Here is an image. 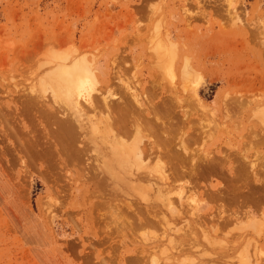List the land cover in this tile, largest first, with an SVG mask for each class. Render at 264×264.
<instances>
[{
	"label": "rangeland",
	"instance_id": "rangeland-1",
	"mask_svg": "<svg viewBox=\"0 0 264 264\" xmlns=\"http://www.w3.org/2000/svg\"><path fill=\"white\" fill-rule=\"evenodd\" d=\"M167 37L176 43L177 51H171H176L173 55L179 64L177 76L171 79L154 67L158 47L154 50L153 43H163ZM52 51L86 55L90 62L96 59L93 63L100 77L110 81L109 101L123 97L127 88L140 98L151 97L159 80L166 88L163 98L173 100L175 92L193 98L189 84L181 86L185 80L180 63L191 60L194 83L200 82L197 97L210 117L199 116L185 104L193 115L185 123L190 128L181 124L185 131L177 130L174 138L178 142L187 135L197 137L189 150L200 159L213 156L225 164L222 173L201 176L196 184L192 182L193 189L181 179L154 181L150 188L145 181L133 185L127 179L107 184L105 200H82L87 188L80 183L83 180L72 183L70 175L76 178V167L82 177L98 173L93 168L103 162L99 164L94 156L109 146L101 142L94 146L87 138L93 132L91 122L97 120L93 110L83 112L89 132L83 131L87 137L81 149L86 155L80 167L74 168L72 162L62 166L61 155L52 146L38 145L24 155L20 150L24 142L44 140L46 129L55 126L56 116L45 117L40 100L26 102L33 91L36 96L45 95V101L53 100L51 85L48 88L44 81L50 71L44 67L45 59ZM220 96L227 109L218 105ZM261 106L264 0H0V110L5 111L3 116L7 112L13 117L11 122L8 116H0V264H253L255 259L260 261L255 264H264V195L250 192L260 187L253 182L252 171L264 180L263 119L253 112ZM7 118L10 121L4 122ZM4 126L18 131L22 145L13 140L18 134L10 138ZM204 130L211 136L206 138ZM144 132L142 136L148 132L145 142L156 138ZM14 145L21 147L15 150ZM149 164L153 169L155 158ZM229 168L234 170L233 177ZM153 174L159 175L158 171ZM182 187L184 201H178ZM218 190H226L227 196L212 199L208 195ZM169 194L172 202L162 200Z\"/></svg>",
	"mask_w": 264,
	"mask_h": 264
},
{
	"label": "bare ground",
	"instance_id": "bare-ground-1",
	"mask_svg": "<svg viewBox=\"0 0 264 264\" xmlns=\"http://www.w3.org/2000/svg\"><path fill=\"white\" fill-rule=\"evenodd\" d=\"M159 41L161 42V40H158V42ZM158 44H160V46H158ZM153 45H155L153 47L154 50H155V48L158 47L156 49V52H155V57H156L157 62L154 65V67H156V69L159 70L158 72H160L162 74V77L163 76L166 77V75H167L171 79V77L173 78L174 76H177L176 70L178 69L179 64L177 67V62H176L177 58L175 59V56H174V55H176V54H174V52L177 51L175 49L176 43H174L173 41H171L170 38H168L167 41H165L163 43H157V45L153 43ZM174 46H175V48H174ZM172 48H174L176 51L172 52L171 51ZM73 52H75V50H73ZM52 53H51L52 56L48 53L50 58L45 59L47 61L44 60L46 63L44 67H47L46 69L50 70V71L48 70L49 71L47 73L48 75L47 74L44 75V81H46L45 86L47 85V87H48V85H51V86H49V87H51L50 88L51 90L49 89L50 90L49 93H51V94L53 93L52 94L53 100L52 101H50V100L45 101L44 100L45 95L42 94L43 91L41 93L42 95H37V96H36V92L33 91V92H31L32 95L27 94L28 96H26L27 97L26 102L28 104H33L36 100L37 101L40 100L42 102V104L44 105L43 106L44 108L42 111H43L45 117L50 116V115L51 116L53 115L54 117L56 116L55 117V126L53 125L54 127L52 126L49 129H46V134H48V136L44 140L38 141V143H34L35 141L33 143H32V141L31 142L28 141V143L25 144V142L23 141L24 144L22 145L20 143L21 142L20 140H22L20 137L21 135H19L17 133L18 132L17 130H15V131L13 130L15 128H11V126H13V124H11L10 122L9 123L11 124V126H9V128H11V130H9V128L7 126H4V127L8 128V129H6V131L8 130L7 132L10 135L6 131H5V133H7L8 136H10V138L12 137V139L15 135L18 134L17 136H15V138L13 140L17 139L16 140L17 144H21L23 146L20 149L22 154L27 153L30 149H32L33 147L38 146V145H40L43 148L44 147L49 148L52 146L53 149L57 153H59V155H61L62 162H60V163L62 164V166L67 167L72 162L73 163L72 165L75 168L77 164L79 166V161H82V156L84 154L83 153L84 150L81 149L83 146L82 139L87 137V133L85 135H84V133L88 131V130L86 131V127L88 124L85 125V123H86L85 118L88 116L85 117L83 112L89 111L88 109L93 110V112H94L93 118H97V120L92 121V122H94L93 124L91 122L92 127L90 126L89 128H90V131L93 130V132L88 134L89 136L87 138L90 139V142H92L94 146L98 142H101L104 144L107 143L109 146L106 149L107 151H105V150H103V152L98 151L97 156H94L96 159H98V161H101L99 164H101L103 162V164L100 165V167L93 168L94 170L96 169L95 171H97V172H98V170H100L99 172H101L102 176L98 172V173H93L92 175H89V176L82 177V174L79 172V170H77L78 167H76L77 168L75 170L76 174H74V175H76V178L73 179V177H74L72 175L73 173L70 175V180L72 181V183L75 182L76 180L80 179V180H83L80 183H83L85 185V187L87 188L85 190V192L82 194V197H81L82 200H84L85 198L89 199V197L91 199L96 198L95 200H105L104 196H103V191H104V188L106 187L107 184L114 183V184L118 185V183H124L127 179L130 182H132L133 185L135 182L145 181L146 183H144V184H146V186H148V187L154 186L155 185L154 181H157V182L160 181V182L164 183L165 181H168L170 178L175 179V181H176V179H181V180H183L182 182H184V180H185V183L192 188L197 183V179H199L201 176H204L205 174H208V176H209V175H213L216 173H222V171H223L222 168H225V164L223 165L217 159H214L213 156H205V157L202 156L204 158L200 159L199 155L196 157L192 154V151H194V150H192V149H191L192 151L189 150L188 145L190 143L196 142V140H198L197 137H193V136L189 137L187 135L188 133H186V135H187L186 138L181 137V140H179L178 142H176L177 140H175V138H174V133L179 129L181 130V127H180L181 124L186 125L185 123L190 121V115H192V114L189 115L187 110H185L186 109V107H184L185 104H187V103L190 104L192 106V108H194L196 110V113L199 116L202 117L204 115H209V117H210V113H208V112L205 113V109H207V108L204 109L202 107L203 106L202 103L200 102V100H198L197 90H198V87L200 86V82H199V84H197V82L194 83L193 79H194V75H196V73L194 72V70L192 68V61L191 60H189V59L187 60V58H186L180 63L181 67H182L181 71L184 74V77L181 76V78L183 80H185V83L183 81H181L182 79L180 81L182 83V85H181L182 87H187L186 84H189V87H191V89L193 91L192 92L194 95L193 98H186L183 96L181 97V95H179L177 92H175L177 95H176V97L173 98V100H172V98H170V99L163 98L162 94L166 93V88H165V85L162 83V81L159 80L158 84L156 83L154 85V88L152 89V92H151L152 96L151 97H148L145 95H143V97H142V95H141V98H140L139 95L136 94L135 92L129 93L131 90H130V88H127V90L123 91V93H124L123 97L119 96L118 100L114 101L115 99L114 100L112 99L113 101H109L110 98H109L108 94L112 92L110 89H108L110 81L108 78L103 79L100 77L101 75L98 73V71H99L98 66L94 65V63H93V61H95L96 59L90 62L87 60L86 55L71 56V54L70 55L68 54V56H66L67 55V54H65L66 52L65 53L57 52L59 54L55 56V54H57V53L56 52L54 53V51H52ZM75 53H74V55H75ZM63 54L65 56H62ZM76 55H78V54H76ZM177 57L180 58V55H177ZM92 63H93V65H92ZM181 67H180V69H181ZM181 73L179 72V75ZM171 81L169 84L172 87H175L174 86L175 83L173 84V83H171ZM40 86L41 85H39V87ZM173 91L174 90H172V92ZM98 93H100V94H98ZM103 95H104V97H102ZM105 95H108V97H106ZM112 95H113V93H112ZM171 95H173V93H171ZM117 96H118V94H117ZM37 98H39V99H37ZM79 98H81V100L84 99L85 102H83V101L81 102V100H79ZM144 98H146V99H144ZM159 98H161V101H158ZM196 99H197V103H196ZM239 100H241V99H239ZM50 103L52 104V107H50L51 106ZM64 103H65V105L66 104L68 105V108L66 107L67 109H65L64 106H63L64 108H62V105H64ZM82 103H85V104H82ZM241 104H242V102H241ZM80 105H82V106H80ZM218 105L224 109H227L229 107L227 102L222 100V96H220L218 99ZM257 107H259V105ZM65 110L74 111L75 114H78L77 118H75V117L73 118V116L71 115V112H70V115H71L70 116L68 113L69 111H65ZM188 110H189V108H188ZM3 112H5V111L3 110ZM3 112L2 111L0 112L1 113L0 116L2 115L1 116L2 119L3 118L5 119L4 116H8L9 119L11 118V115L8 114L7 112L3 116ZM253 112L256 113V115H255L256 117H257V115L259 116V114H262L261 115L262 117L260 116V120L263 119L262 122L259 121V118H257V119L259 122H261L263 124V127H264V107L261 106L257 110L255 109ZM102 115H104V116L102 117ZM192 116H191V118H193ZM252 116L253 115H251V117ZM54 117H52V118H54ZM198 118L200 119V117H198ZM9 119L7 118L6 120H4V122L10 121L11 119L13 120V117L10 120ZM84 119H85V121H84ZM88 119H90V118H88ZM102 119H104V120H102ZM12 120H11V122H12ZM50 121L48 120V122H50ZM90 121H89V125H90ZM4 122H3V125H9V123L6 122V124H5ZM21 123L22 122H20V124ZM77 123H79V124H77ZM99 124L102 127H99ZM50 125H52V124H50ZM216 126L217 125L214 123L213 128L216 129ZM188 127L190 128V125L189 126L186 125V130ZM42 128H43V126H42ZM143 129H146L147 131H149L150 134L151 133L154 134L156 136V138L154 140H149V141L147 140V142H145L143 139H145L144 137H148L147 136L148 132L143 130ZM200 129H202V128H200ZM9 131H11V133ZM83 131H84V133H83ZM144 131L147 132V134H145L146 136H144V135L142 136V132H144ZM184 131H183V129L181 130L182 133H184ZM205 131L206 130L203 131V134H205V137L207 138L206 135L208 133L207 134L204 133ZM190 132H191V130H190ZM211 132H213V131H211ZM15 133H17V134H15ZM19 133L21 134L22 132H19ZM199 133H201V132H199ZM214 133H216V132H214ZM11 134H12V136H11ZM196 134L198 135V133H196ZM209 134H211V133H209ZM209 134H208V136H211ZM43 135H45V134H43ZM16 137H18V138H16ZM149 138H150V136H149ZM4 139H6V137ZM146 139H148V138H146ZM4 141L6 142V140H4ZM17 144H15V145H17ZM21 145H19V147H21ZM246 147H247V145H246ZM15 148H16L15 150L18 149L17 146H15ZM91 151L94 152L93 150H91ZM195 152H197V151H195ZM208 154L205 153V155H208ZM84 155H86V154H84ZM85 158H86V156H85ZM153 158H155V167H153V169H152V168H149V165L151 164V163L149 164V162ZM85 160H83V161H85ZM224 162H226V161L224 160ZM253 165H254V163H253ZM253 165L251 164L250 167H252ZM139 171H140V173H138ZM142 171H144V172L141 173ZM156 171H158L159 175L153 174ZM228 171H229L230 175H232V177H233L234 176V172H233L234 170L232 171V168H229ZM251 175H252L253 182L256 183V185L260 186V187L254 186L253 188H251L250 189L251 194H254V196L255 195H264V180L261 179L262 177L259 179V177L255 171H252ZM235 178H239L237 174H236ZM179 181H177V182H179ZM77 182H76V184H79ZM192 182L195 184H192ZM173 185H175V182H173ZM144 187H145V185H144ZM148 187H146V188H148ZM173 187H175V186H173ZM204 187H206V186H204ZM214 187H216V186H214ZM134 188H135V186H134ZM172 189H174V188H172ZM140 190H141V192H143L145 190V188H143V190L142 189H140ZM188 191H189V189H188ZM230 191L231 190H228L229 193H230ZM233 192H234V194H239L242 191L237 192L236 190H233ZM174 194H176V193L174 192ZM225 194H228L226 190L224 192H221L219 190L216 192H212V193L208 192V195H210V197L212 199H218L220 197H222V198L226 197L227 195H225ZM140 195L142 196V194H140ZM140 195H138V196H140ZM184 196H185V194H184V188H183L178 192V194H177L178 199L177 200L178 201H184L183 200ZM191 197H193V196H191ZM188 198L190 199V197H187L186 201ZM251 199H253V196ZM162 200L172 202L173 199H172V196H170V194H169L167 197L162 198ZM168 208H170V207H168ZM191 210H192L191 212H193L191 214L194 215L195 208H193ZM219 212H220V210H219ZM250 216L248 215L246 217H250ZM237 218L238 217H236L235 219H237ZM218 219L220 220V218H218ZM248 219L246 218L245 220H248ZM221 220H223V219H221ZM252 221H253V219H252ZM251 226H253V225H251ZM217 228H218V226H217ZM242 229L243 228H241V230ZM262 231H263V229H262ZM254 261L258 262L257 259H255ZM256 262H254L253 264H255Z\"/></svg>",
	"mask_w": 264,
	"mask_h": 264
}]
</instances>
